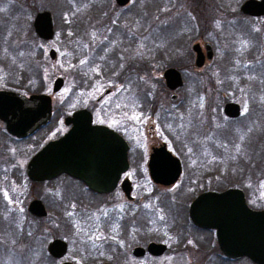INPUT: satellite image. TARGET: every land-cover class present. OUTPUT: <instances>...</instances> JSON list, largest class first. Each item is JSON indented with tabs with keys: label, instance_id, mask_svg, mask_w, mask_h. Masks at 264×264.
Segmentation results:
<instances>
[{
	"label": "flooded vegetation",
	"instance_id": "1",
	"mask_svg": "<svg viewBox=\"0 0 264 264\" xmlns=\"http://www.w3.org/2000/svg\"><path fill=\"white\" fill-rule=\"evenodd\" d=\"M190 1L187 15L192 21L189 25L192 26L189 28L190 32L182 33L184 36L181 37L184 38H180L188 41L189 59L182 68L169 67L176 69L182 79V86L174 90L168 88L163 77V73L169 68H162L158 78L162 91L159 94L155 92L157 88L152 87V81H147L145 73L148 67L146 58L141 59L144 54L142 50L141 58L132 54L133 60L126 61L129 54L138 50V39L124 28V25L131 26L130 20H124L131 19L134 24L139 25L140 29L136 31L146 34L147 18L142 8L138 9L137 15L135 13L130 18H119L116 23L110 17L96 18L97 23L91 26L95 30L92 38L95 36L96 41L81 44V52L76 51L78 54L71 61L78 70L74 75V84L79 85L76 93H84L94 83L100 84L103 81L101 84H104V79L111 78L117 86L115 92L106 89L94 102L89 99V103L70 110V105L66 103L69 101L67 97L62 98L57 105L54 104L52 96L46 91V84L40 78L32 83L29 78L10 82L9 74L6 80H0V95H6L0 96V201L6 206L4 213L8 211L17 216L10 209V203L17 201L15 206L24 202L23 212L35 221H42L45 226H52L51 223L66 225L68 219L73 225L71 218L91 216V226L87 228L86 235L87 239L91 236L92 240L81 244L79 254L73 253L72 261L67 259L70 252L68 241L53 238L61 239L67 244L66 255L55 259L59 264H242L243 260L254 264L247 257H227L219 246L216 229L196 226L189 218L192 202L202 194L222 193L230 189L243 192L235 182L242 179V170L239 172L236 169V175L231 178L220 174L230 173L233 160H224L217 171L210 169L211 173L207 171L209 162L205 160L207 157H219L217 150L220 149V144L227 149V145L218 140L217 133L240 129L253 109L249 86L234 89L232 84L227 83L222 86L225 91L222 98L220 92L211 87L208 70L216 65L218 51L215 42L208 38L209 29L204 25L211 20L209 11L206 10L210 5L203 0ZM92 2L97 9L100 3L103 4V0ZM113 2L116 4L115 0ZM130 3L132 0L124 6H116L123 9ZM240 13L247 18L264 20L263 16ZM69 45H65L67 52ZM86 46H91L89 53ZM48 55L50 58V51ZM162 55L170 59L172 57L168 50ZM197 55L200 66L196 65ZM41 57L42 55H38L37 61H41ZM121 61L126 62L121 65ZM188 72L191 78L187 82ZM61 79L64 85V79ZM146 84L151 87L146 97L138 94L135 96L137 98H131L125 91L130 85ZM244 87L249 91L248 93L246 90L248 97L244 102H239L236 95H242ZM227 93H232L233 96H226ZM109 95L112 96L105 99ZM228 104L237 105L236 116L225 112ZM78 111L85 112L78 120L79 127L87 125L89 115L91 127L112 131L126 144L121 147L123 168L116 179L114 172L110 174L108 170L98 167L100 163L104 167L109 165L112 157L98 146L94 167L83 170V173L91 172L101 183L112 184L108 191L92 190L82 180L63 172L42 181H34L28 175L31 159L49 142L64 137L71 130L73 124L68 120ZM184 111L190 112L186 118L181 116ZM212 118L216 121V126L212 123ZM194 119L196 128L192 126ZM28 126L31 130L25 132L24 129ZM12 128L16 131L12 132ZM189 129L191 133L188 132L187 136L184 137L183 133L179 135V132ZM176 136L178 141L185 139L186 145H177L174 141ZM260 140L264 143L259 138L250 141L249 159L245 162L242 160L241 164L243 162L253 167L258 163L255 155ZM214 143L215 148L211 150L210 145L214 147ZM232 150L235 149L231 148L229 152ZM239 155L240 152L237 156ZM229 157L231 158L230 154ZM176 160L180 163V175L175 183L164 185L156 182L155 176L171 173ZM43 173L45 171L35 170L36 175L42 176ZM172 189L175 192H171ZM243 194L247 203L248 198L244 192ZM35 200L43 205L46 211L44 217H37L28 211L29 204ZM248 207L254 211L264 210ZM169 213H174L173 221L165 224L163 219ZM42 230L48 233L52 231L47 226ZM234 235L224 234L228 239ZM232 239L236 241V238ZM153 245L163 246L164 249L153 248ZM194 259L197 260L194 262Z\"/></svg>",
	"mask_w": 264,
	"mask_h": 264
},
{
	"label": "rangeland",
	"instance_id": "2",
	"mask_svg": "<svg viewBox=\"0 0 264 264\" xmlns=\"http://www.w3.org/2000/svg\"><path fill=\"white\" fill-rule=\"evenodd\" d=\"M110 1L103 0V4L100 3L97 9L95 5H92V0H0V80H6L9 74H11V77L8 78L10 82L24 81V79L29 78L32 79V83V81L37 82L40 78L46 84V91L52 96L54 104L57 105L62 101V98L67 97L69 101L66 103L70 105V110L80 107V104L89 103V99L94 102L106 89L115 92L117 86L111 78L104 79V84H101L103 81L100 84L94 83L89 89L86 88L84 93H76L75 90L79 85L74 84V75L78 70L73 67L71 61L74 60L75 54H78L77 52H81V44L96 41L94 40L95 36L92 38L95 30L91 29V26H94L96 22V18L110 17L116 23L119 18H130L135 13L137 15L138 9L142 8L147 18L146 34H142L140 30L136 31L140 29L139 25L134 24L131 19L124 20L125 22L130 20L131 26L124 25V28L130 34L136 35L138 39L136 48L138 50L129 54L130 57L126 61L131 62L133 60L132 54L137 58H141L140 52L142 50L144 54L141 55V59L146 58L145 63L148 67L145 73L147 81H152V87L157 88L155 92L159 94V91L162 90L158 78L162 68L171 66L182 68L186 60L189 59L187 57V50L188 53L190 52L189 47H187L188 41L180 38H184L181 37L184 36L182 33L190 32L189 28L192 26L189 25L192 21L188 18L189 14L187 15L190 0H146V3H144L145 0H132V3L123 9L116 6L113 0ZM203 1L210 5V8L206 10L209 11L211 20L209 23L204 24L205 28L209 29V36H207L215 42L218 51L216 65H212L208 70L211 87L214 91L220 92L222 98L225 93L222 86L227 83L232 84L234 89H239V86H249L251 99L253 100V109L240 129H233L234 132L222 130L221 133H217L218 140L227 145V149L219 143L220 149L217 151L222 155L220 156L218 153V158H206L205 161L209 162L207 171L209 173H211L210 169L217 171L219 166L223 165L224 160H233V165H230V173L223 172L220 174L231 178L236 175V169L239 172L242 170V179L235 182L237 185L239 184V187L248 198L246 205L256 210L264 209V143L261 140L258 142L259 148L255 155L258 163L253 167L243 163L247 158L249 159L250 141H256L258 138L264 141V20L247 18L240 13V7L245 0ZM42 11L50 12L53 22L54 18L57 20L56 23L54 22L55 35L52 40L47 42L40 40L35 35L32 26L35 14ZM206 17H208V14ZM139 22L141 23V21ZM114 33L116 32L114 31ZM123 36L120 35V37ZM128 38L131 41L129 36ZM69 42H71L70 45ZM66 44L69 45L68 52L66 51ZM85 48L89 53L91 46ZM130 48L132 49V44ZM51 50L55 52L54 58H51V56L49 58L48 53ZM166 50L172 53L170 55L172 56L171 59L162 55ZM38 55H42L41 61H37ZM154 56L155 58H153ZM93 57L97 58V56ZM117 59L115 62H117ZM126 61H121L122 64H120L123 65ZM189 74L190 72L187 73V82L191 78V74ZM57 78H63L64 85L58 92L54 93L53 84ZM149 88L151 87L147 84L146 86L130 85V88L125 91L131 98H137L135 96L138 94L146 97ZM246 90L244 87L242 95H236L237 101L244 102L247 100ZM230 95L233 96L232 93H227L226 96ZM111 96L109 95L105 99H109ZM188 113L190 112L187 111L186 113L184 111L181 116L186 118ZM198 115L202 116V114ZM212 121L213 124L216 122L214 118H212ZM192 126L197 127L196 119L192 122ZM214 126H216V123ZM188 132L191 133L190 129L179 132V135L183 133L185 137ZM174 141L179 146H185L187 143L185 139L178 141L177 136L174 137ZM213 148H215V143L214 147L210 145V149L213 150ZM231 148L235 150L229 152ZM236 151L240 152L239 156H237L238 152L236 153ZM212 156L215 155L212 154ZM237 185L236 187H238ZM171 192H175V189H172ZM12 202L13 204L10 203L11 212L13 210L16 215L18 214V221L21 224L25 220L27 222V214L23 212L22 208L24 202L17 206H15L17 201ZM0 204V217H7L8 211L3 214L6 206L1 201ZM173 215L174 213L167 214V217L163 219L164 223H172ZM179 215L182 217L181 212ZM71 220L73 225L70 224L69 219L68 223L62 226L59 223H51L52 226H48L45 223L52 230L49 233L54 238H62L68 241L71 253L69 252L67 259L70 261H72L73 253L77 252L79 254V247L82 246V243L85 244L88 240H92L91 236L87 239L86 235L88 234L87 228L91 226V216L74 217ZM29 221L33 226H37L42 233L48 234L47 231L42 230L46 227L42 221H35L31 217H29ZM196 260L194 259V262ZM76 263L85 264L83 262ZM55 264H59V262L56 261ZM194 264L204 263L195 262ZM242 264L252 263L243 260Z\"/></svg>",
	"mask_w": 264,
	"mask_h": 264
},
{
	"label": "water",
	"instance_id": "3",
	"mask_svg": "<svg viewBox=\"0 0 264 264\" xmlns=\"http://www.w3.org/2000/svg\"><path fill=\"white\" fill-rule=\"evenodd\" d=\"M130 0H115L119 6L126 5ZM240 10L249 16L264 17V0H246ZM35 34L49 41L54 36V23L50 12L42 11L35 14L33 19ZM196 48V47H195ZM51 58L55 52L50 51ZM199 56L196 57V65L200 66ZM168 88L174 90L182 86V79L176 69L170 68L163 73ZM63 85V80L57 78L53 84V92H58ZM6 96V95H0ZM225 112L230 116L238 114V107L228 104ZM84 111L75 112L68 120L73 124L71 130L62 138L49 142L28 165V175L34 181L52 178L60 173L82 180L90 189L95 191H108L112 185L99 182L91 173H83L84 169H91L98 148L112 155L109 165L98 167L106 169L115 179L123 168V150L126 146L122 138L116 133L102 127H91L89 115L87 125L79 127L78 120ZM29 126L24 129L30 131ZM15 132V129H11ZM98 146V148H97ZM97 150V151H96ZM170 156L166 151H164ZM125 155V154H124ZM153 166V165H151ZM97 167V165H95ZM45 171L42 176L36 175L35 170ZM180 175V163L176 160L171 173L154 177V180L164 185L175 183ZM28 211L37 217H44L46 211L40 201H32ZM190 221L199 227L216 229L218 243L227 257H247L254 264H264V211H253L245 202L244 194L240 190L230 189L222 193L208 192L197 197L190 206ZM232 236L236 241L228 239L224 234ZM153 248L164 249L163 246L153 245ZM48 254L60 259L67 252V244L61 239H53L47 246ZM62 264H72L64 262ZM108 264V263H105Z\"/></svg>",
	"mask_w": 264,
	"mask_h": 264
},
{
	"label": "trees",
	"instance_id": "4",
	"mask_svg": "<svg viewBox=\"0 0 264 264\" xmlns=\"http://www.w3.org/2000/svg\"><path fill=\"white\" fill-rule=\"evenodd\" d=\"M18 218L10 213L0 217V264H55L56 260L47 253L54 236L33 226L29 216L23 224Z\"/></svg>",
	"mask_w": 264,
	"mask_h": 264
}]
</instances>
